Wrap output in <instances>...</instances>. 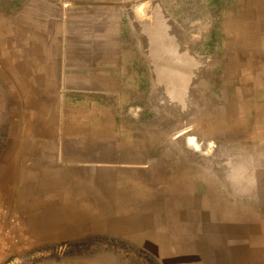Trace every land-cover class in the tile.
<instances>
[{
	"label": "rangeland",
	"instance_id": "374dc122",
	"mask_svg": "<svg viewBox=\"0 0 264 264\" xmlns=\"http://www.w3.org/2000/svg\"><path fill=\"white\" fill-rule=\"evenodd\" d=\"M44 14L42 62L0 79V264H173L264 204V0Z\"/></svg>",
	"mask_w": 264,
	"mask_h": 264
},
{
	"label": "crops",
	"instance_id": "0c3cea01",
	"mask_svg": "<svg viewBox=\"0 0 264 264\" xmlns=\"http://www.w3.org/2000/svg\"><path fill=\"white\" fill-rule=\"evenodd\" d=\"M44 3L45 0H0V79L11 78L10 71H21L29 62H42L44 38L55 39L53 33L45 35ZM243 210L242 219L225 215L220 221L207 223L210 227L204 228L209 231L206 234L204 229H200L203 233L195 232L197 236L190 232L195 237L189 236V249L175 255L173 264H264V204L254 208L244 205ZM43 224V220H36L35 228L29 227L39 230L31 232L37 243L43 237L49 241L54 233L46 231ZM52 228L57 227L51 225L49 229ZM0 236V247L10 249L13 242L3 233Z\"/></svg>",
	"mask_w": 264,
	"mask_h": 264
}]
</instances>
